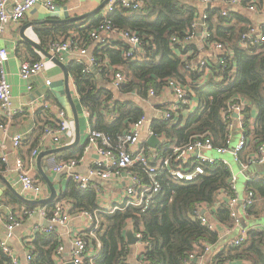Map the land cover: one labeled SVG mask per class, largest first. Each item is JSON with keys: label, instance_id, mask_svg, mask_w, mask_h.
Returning a JSON list of instances; mask_svg holds the SVG:
<instances>
[{"label": "trees", "instance_id": "16d2710c", "mask_svg": "<svg viewBox=\"0 0 264 264\" xmlns=\"http://www.w3.org/2000/svg\"><path fill=\"white\" fill-rule=\"evenodd\" d=\"M142 1L136 11L120 5L108 15L113 28L138 38L139 48L126 57L125 52L131 46L125 41L109 38L94 49L99 60H107L99 73L103 80L111 81L113 72L117 70L125 76L126 81L118 89V99L108 103L113 90L99 85L94 71L83 74L82 66L74 59L67 64L78 102L88 113L91 130L101 132L111 145H117L130 125L145 116L142 100L148 98L149 89L158 95L166 80L171 78L187 88V102L180 104L170 118L151 119L149 130L160 139L154 149L158 158L153 163L158 165L159 159L169 157L171 166H175L173 149L197 137L209 136L214 146L228 147L227 119L223 112L232 102L243 103L241 127L236 130L246 139V145L239 153L244 162L264 142V43H243L241 36L252 24L249 16L222 9L221 5L227 0ZM242 4L247 7L248 1ZM199 12L207 15L209 32L208 40L203 42L206 51L203 56L209 68L205 76L197 62L200 54L192 42L184 48L180 42H171L173 36L178 41L186 37L191 19ZM102 20L100 12H97L80 20L84 23L66 21L53 25L41 30L49 36L48 41L42 40V45L48 48L50 43L68 38L74 44H82ZM211 42L222 43L226 48L224 55L209 50ZM38 59L40 57H35L32 61ZM220 59L222 63H219ZM189 64L192 65L190 69L187 68ZM192 100L196 101V106L190 109ZM87 142L63 150L60 161L79 159ZM195 165H201L203 172L191 180L175 179L166 168L160 167L158 180L161 190L154 194L145 211L137 206L104 210L99 207L97 190L80 188L72 178L53 201L40 205L47 207L48 215L56 202L67 200L71 213L86 211L95 215L97 227L82 234L90 238L91 246L100 244L92 260L94 264H132L128 261L130 245L125 238L128 229L133 233L140 232V241L145 243L137 257L141 264H199L202 257V264H224L226 261L231 264H264V228L250 227L246 239L238 245H218L219 232L209 230L193 218L197 203L215 204L220 190L230 191L229 179L233 171L232 166L223 163L219 157L211 162L191 158L183 168L192 170ZM5 168L6 164L0 158V171ZM133 170L147 180L138 165ZM36 178L43 181L39 174ZM244 186L245 191L253 193L254 199L248 214L260 218L264 214V175L251 177ZM26 206L29 209L36 204L26 203ZM214 215L225 225H233L226 205L219 204ZM203 244L211 247L207 254ZM58 245L59 238L51 230L36 232L34 239L26 243L31 255L30 264H57L55 253ZM190 254L196 259H189ZM0 264H11V259L1 250Z\"/></svg>", "mask_w": 264, "mask_h": 264}, {"label": "built area", "instance_id": "2783aa9c", "mask_svg": "<svg viewBox=\"0 0 264 264\" xmlns=\"http://www.w3.org/2000/svg\"><path fill=\"white\" fill-rule=\"evenodd\" d=\"M56 1L58 0H0V119L3 120V122H0V128H7L15 115L26 112L25 108L14 107L12 104V87L8 81L7 72L4 68L5 63L8 60V49L2 41L4 32L7 27L19 24L25 14L36 5L42 6L50 15L54 14L58 7ZM244 1H248V11L264 14V0H227L226 4L234 6L242 4ZM142 3V0H108L102 8V22L89 32L87 39L82 44H74L71 39L68 38L63 41L50 43L48 51L62 63H65L66 59L73 55L76 62L82 66L81 72L83 74H88L94 70L96 73H100L101 67L103 64L107 63V60L101 61L96 57L94 54L96 46L104 44L109 38L117 37L125 40L131 46V49L125 52L126 57L131 56L134 50L139 48V40L134 34L112 27L110 22L111 20L108 17L109 13H111L116 6L120 5L123 7H130L133 11H136ZM222 14L225 15L226 11L223 10ZM206 18L207 15L205 12H202L198 14V16L192 18L191 27L187 31L186 37L182 41H178V39L173 36L171 38V42H180L184 48L186 44L192 42L198 24H201L202 26V39L203 42H206L209 38ZM241 38L243 43H264V23H252L248 27V30L242 34ZM208 48L219 55H224L226 52L225 46L220 42H211L208 44ZM46 59L47 58L43 57L36 61L21 60L18 66V76L25 81L37 76L43 72L47 61ZM197 62L201 67V70H203L204 76L207 75L209 68L206 64V58L198 56ZM219 63H222L221 59L219 60ZM187 68H192V65L189 64ZM125 81V76L120 70L113 72L111 84L114 90L112 95L109 97L108 103H112L118 99V89ZM49 84L50 81L45 79V85ZM27 88L31 89V86H28ZM162 90L169 91L174 97V102L161 109L156 118L167 119L171 117L172 112L179 108L180 104L187 102L188 90L181 83L171 78L166 80ZM155 95L154 91L149 89L148 98H152ZM147 99L143 100L146 101ZM242 105V102H232L223 112V117L227 119L226 142L228 143V147L214 146L212 138L209 136L202 138L197 137L192 140V142L173 149L172 154L175 166H171L169 157L159 159L158 165L154 164L153 161L158 158V153L155 152L154 149L141 147L139 136L141 127L145 121L144 116L137 122L130 125L128 132L119 138L118 144L115 146L111 145L108 137L104 136L101 132L93 130L89 131L86 146L87 148H95L97 158L94 160L93 167L88 170L87 174H83L75 170L79 160L73 158L59 161L55 165L54 171L59 173L67 170L70 178H72V180L83 189L92 187V183L90 182L91 177L109 179L110 177L122 176L126 181L123 187L122 203L120 205L113 206L110 211L126 206H137L141 208L142 211H145L149 208L154 194L161 190V184L158 180L160 167L166 168L168 173L175 179L191 180L196 175L201 174L203 172V168L201 165H195L192 170H189V168H183L184 164H187L191 158H197L200 161H213L215 159L214 157L202 154L203 151L207 150H212L218 155L229 154L233 163L238 166L240 170L247 169L252 163H264V142L260 143L255 152L249 155L244 162L239 157V153L246 145V139L240 132H238V139L235 141L234 130L241 127L243 117L241 114ZM85 113L88 116L86 110ZM68 122L69 121L65 111L63 109L58 110L54 125L46 124L43 127L38 147H35L31 152L29 167H32L36 154L40 149L46 146L47 142H51L52 144L60 142L61 135L67 130ZM150 135L154 134L149 130V136ZM22 141L23 135L20 133L13 134L12 136L2 140L0 142V158L5 162L6 155L4 146L6 144L9 143L11 148L16 151L20 147ZM220 160L227 165H231L228 158H220ZM136 165H138L140 170L146 174L147 180L133 170ZM14 168L17 172L21 190L25 193L31 194L36 199L40 198L41 186L35 179L33 170L25 168L19 157H16L15 159ZM236 181L237 177L232 171L229 179L230 191L220 190L215 204H208L206 202L197 203L195 214L193 215L194 219L199 220L202 225L206 226L211 231L219 232L222 228L227 230L229 226L220 222L214 215V210L219 204L226 205L229 210V215L233 220V226L241 229V234L232 238L229 242L231 245H238L246 239L247 231L245 230L246 228L243 227L242 221L245 217L249 216L247 210L254 201L253 193L251 191H246L245 196L242 198L236 194ZM35 211H38L43 217L46 216L50 222L61 225L66 224L71 218L70 204L67 200L56 202L48 215L47 208L45 206H42L37 210L24 209L21 213L12 210L9 206L0 207V219L3 220L6 229L5 239L0 240V250L11 259V264L19 263L13 254L8 240L12 237L14 230L21 226L23 217L31 215ZM81 213L91 221L94 220L93 227H97V220H95L94 214L86 211H81ZM90 227L91 229L93 228L92 226H89L87 230H91ZM49 230L50 228H45L44 230L35 229V231L30 234L26 242L30 243L34 239L36 232H48ZM133 234L137 239L135 244L140 245L143 249L145 243L140 241L142 237L141 233L136 232ZM71 239V261H73L74 264H94L92 261L96 256V252L94 253V250H97L100 244L97 243V246H91L90 238L84 237L80 232L73 233ZM203 245L205 246V254H207L211 247L207 244ZM62 250L63 247L58 245L55 253V260L57 262L59 260L60 263L63 262L60 255ZM193 258L194 255L190 254L189 259ZM25 260L27 264H30L31 255L29 249L26 250ZM202 260L203 257L199 261L201 262ZM225 264L231 263L226 261Z\"/></svg>", "mask_w": 264, "mask_h": 264}, {"label": "crops", "instance_id": "0c3cea01", "mask_svg": "<svg viewBox=\"0 0 264 264\" xmlns=\"http://www.w3.org/2000/svg\"><path fill=\"white\" fill-rule=\"evenodd\" d=\"M102 1L103 0H58L56 1L58 4L57 11L52 15H50L42 6L36 5L25 14L19 24L7 27L4 32L2 41L8 49V60L6 61L4 68L7 72L8 81L10 82L12 87V104L14 107L25 108L26 112L15 115L7 128H0V142L5 138L12 136L13 134L20 133L21 135H23V141L16 151L11 148V145L9 143L4 146L6 155V168L3 171H0V207L9 206L12 210L21 213L24 209L28 208L22 198L27 200H41L49 196L50 190L48 184L38 170L37 156L43 151H49L57 147L71 144L75 140V123L71 101L76 108L79 120V143L85 142L87 140V136L89 134V131L91 130V126L88 121V116L85 113V109L78 102V95L75 90L73 78L68 74V72V77L66 79L63 70L47 58L43 72H41L37 76L32 77L27 81L22 80L18 76V66L21 60H32L35 57H45L35 47L31 46L30 44L26 45L25 41L20 36V29L26 26L24 35L37 42L42 48L48 51V48H45L42 45V40L48 41L47 37L49 36H46L41 30H47L54 27L53 25L63 23H58L57 21L59 20H66L72 17H77L89 13L96 7H98ZM221 6L222 9H226V11L229 10L239 13H246L251 20L250 22L252 23H264V14L258 12H250L247 10L248 8L244 4L231 6L225 3ZM200 9L202 10L203 8L201 7ZM99 12L101 16L102 9L99 10ZM84 18L86 17L72 21L84 23V21H80ZM51 20H54L56 22H51ZM86 24L87 23H85L84 25ZM52 32L54 33V30ZM72 34L74 35V33ZM111 40L117 41L122 39L112 37ZM192 45L197 53L200 54L199 56L204 57L203 55L206 54V51L203 49L201 24L197 25V30L195 31L194 37L192 39ZM72 59L75 60V57H73V55L66 59L65 64L67 65ZM45 79L50 81L49 85H45ZM105 82L107 83L106 86H109L112 88V90H114L111 81ZM28 86H31V89H28ZM173 102V95H171L169 91L163 90L158 95H155L152 98H148L146 101L142 100V104L145 109V121L143 122L139 136L141 147L155 149L147 143V138L149 137L150 121L152 118H155L158 115V112L161 109L172 104ZM189 106L190 109H193L196 106V101L192 100ZM60 109H63L65 111L69 121L66 132L61 135L59 143L52 144L51 142H47L46 146L40 149L36 154L32 167H29L31 152L35 147H38L43 125L46 123L54 124V122L56 121V113ZM62 151L63 150L44 155L40 159V168L51 180L58 195L64 190L68 180L71 179L67 170L61 171L59 173L54 171L55 165L60 161ZM211 152L214 151L207 150L203 151L202 154L209 157H219L221 159H226V157L224 156L225 154H217L218 156L216 157L210 155ZM16 157H19L22 160L25 168H30L31 170H33V175L41 186L40 198L36 199L31 194L25 193L21 190L17 172L14 168ZM96 158L97 155L95 153V148H87V146H85L83 155L78 159L79 161L75 170L77 172L87 174L88 170L93 167V163ZM233 164L231 163L232 168ZM38 174L43 181H40L38 178H36ZM257 175H264V172L256 173L248 177L247 180ZM90 182L92 183V187L95 188L99 193L98 204L100 208L109 211L113 206L120 205L122 203L123 187L126 183L125 179L122 176H115L112 178L110 177L109 179L91 177ZM245 192L246 191L244 189L242 196L241 192H239L236 181V194L242 198L245 196ZM9 194H11V196H9ZM42 206L43 205L36 204L34 208H30L37 210ZM261 217H264V214ZM93 221L94 220L91 221L90 219L85 217V215L81 212H77L71 213L70 220L66 224L61 225L50 222L46 216L43 217L38 211H35L31 215H26L23 217L21 226L14 230L13 235L8 240V242L18 263L27 264L25 260L26 250L28 249L26 246V240L29 238L30 234L35 231V229L44 230L45 228H50L51 232H54L59 238V245L63 247V250L60 254L63 262L60 263L58 260L57 264H66L68 261H71V238L73 233L80 232L83 234V232H85L89 226L93 227ZM242 225L246 228V231H248L250 227L257 226L261 229L264 228V223L260 222L259 218H255L252 216L245 217V219H243L242 221ZM240 234L241 229L236 226L232 225L227 230L222 228L219 231L218 245H223L224 243L229 244L232 238ZM5 235L6 229L3 220L0 219V240H4ZM141 251L142 247L140 245H130L128 261L132 264H141L137 260V257ZM95 252L97 255L96 249L94 250V253ZM198 263L202 264L203 260L201 262L199 261Z\"/></svg>", "mask_w": 264, "mask_h": 264}, {"label": "water", "instance_id": "95a60500", "mask_svg": "<svg viewBox=\"0 0 264 264\" xmlns=\"http://www.w3.org/2000/svg\"><path fill=\"white\" fill-rule=\"evenodd\" d=\"M107 1L108 0H103L98 7H96L93 11H91L89 13H86L84 15L77 16V17H72V18H69V19H66V20H59L57 22L60 23V22L68 21V20H70V21L73 20L74 21V20H79V19H81L83 17H87V16H90V15H93V14L99 12V10H101L103 8V6L106 4ZM51 22H56V21L51 20ZM25 29H26V26H24V27H22L20 29V36H21V38L26 43H28L31 46H33L36 49H38L41 52V54L44 55L46 58L50 59L53 63H55L56 65H58L63 70V73L65 75V78L67 79V77H68L67 76V65L65 63H62L61 61H59L49 51H47L46 49L42 48L37 42H35L34 40L26 37L24 35V30ZM94 73H95V76L97 78V82L99 83V85H101L103 87H106L107 83L100 77V74L99 73H96L95 70H94ZM71 107H72V112H73V117H74V123H75V140L71 144H68V145H65V146H61V147H57V148L52 149V150H49V151H43V152L39 153V155L37 156L38 170L41 173V175L44 178V180L46 181V183L48 184V187H49V190H50V194H49V196L47 198L41 199V200H27V199H23L22 198V200L25 203H29V204H41V203H44V202H50V201H53L57 197V195H58V193L56 192V189H55L53 183L51 182V180L41 170V168H40V159L44 155H47V154H50V153H55V152H58V151H61V150H64V149H67V148H70V147H74V146H76V145L79 144V142H80L79 120H78L76 108H75V106H74V104H73L72 101H71ZM147 143L151 147L155 148L158 145V143H159V139L155 135H150L147 138ZM125 238H126L127 244H129V245H134L135 242H136V240H137L136 237L134 236L133 232L130 229L127 230V232L125 234ZM66 264H74V263H73V261H68Z\"/></svg>", "mask_w": 264, "mask_h": 264}, {"label": "rangeland", "instance_id": "374dc122", "mask_svg": "<svg viewBox=\"0 0 264 264\" xmlns=\"http://www.w3.org/2000/svg\"><path fill=\"white\" fill-rule=\"evenodd\" d=\"M234 134H235L234 140L236 141L238 139V135H239L238 131L234 130ZM210 155L216 156V157L218 156L214 152H211ZM224 156L226 158H228V160L233 164L232 158L229 154H225ZM232 169H233L234 173L237 175V186H238L239 192H241V194L243 196V192L245 189L244 185H245L247 178L256 174V173L264 172V163H252L245 170H240L238 167H236L233 164ZM259 221L264 223V217L259 218Z\"/></svg>", "mask_w": 264, "mask_h": 264}]
</instances>
